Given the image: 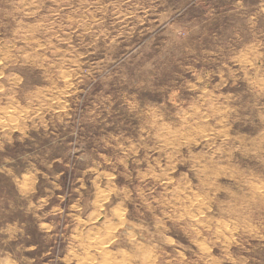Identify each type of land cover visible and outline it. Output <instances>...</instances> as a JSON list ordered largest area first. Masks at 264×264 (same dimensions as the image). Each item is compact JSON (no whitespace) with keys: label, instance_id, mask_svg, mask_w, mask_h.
Listing matches in <instances>:
<instances>
[{"label":"clouds","instance_id":"clouds-1","mask_svg":"<svg viewBox=\"0 0 264 264\" xmlns=\"http://www.w3.org/2000/svg\"><path fill=\"white\" fill-rule=\"evenodd\" d=\"M0 264H264V0H0Z\"/></svg>","mask_w":264,"mask_h":264}]
</instances>
